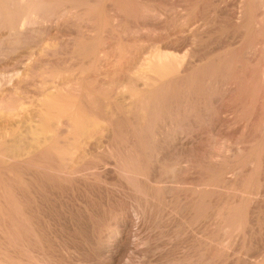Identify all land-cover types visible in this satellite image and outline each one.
Listing matches in <instances>:
<instances>
[{"label":"rangeland","instance_id":"374dc122","mask_svg":"<svg viewBox=\"0 0 264 264\" xmlns=\"http://www.w3.org/2000/svg\"><path fill=\"white\" fill-rule=\"evenodd\" d=\"M51 1L50 55L0 94L70 79L76 123L0 144V264H264V0Z\"/></svg>","mask_w":264,"mask_h":264},{"label":"bare ground","instance_id":"6f19581e","mask_svg":"<svg viewBox=\"0 0 264 264\" xmlns=\"http://www.w3.org/2000/svg\"><path fill=\"white\" fill-rule=\"evenodd\" d=\"M90 1V0H89ZM93 1V0H92ZM64 2V1H63ZM66 2V1H65ZM99 2V1H98ZM68 3V2H67ZM58 4V3H57ZM56 5V3H55ZM63 5V4H62ZM84 6V5H83ZM87 6V5H86ZM93 6V5H92ZM95 6V5H94ZM102 6V5H101ZM65 7V6H64ZM69 7V6H68ZM68 7H66V9H68ZM70 7H74V6H70ZM76 7V6H75ZM79 7V6H78ZM90 8V7H89ZM61 11L62 8H59ZM110 9V8H109ZM175 9V8H174ZM63 10V9H62ZM80 10V9H79ZM87 10V9H86ZM94 10V9H93ZM77 13V12H76ZM60 14V12H59ZM57 10L56 8L54 7L53 3L51 0H0V30H9V32H6L7 34L9 33V36L7 38V45L2 44L0 45V92H8L9 93L11 92V88H17L19 85H21L20 83H22L23 81H27L29 82V80L32 81L31 78H28V74L31 75L30 71H32L34 68H36V71H37V67L36 64H38L40 61L44 60L42 58H45L46 55H50V54H47L52 48H50V45H48V42L46 44V38L48 37L49 35V32H51L50 30H52L53 28H57L58 26V23L59 22H56L55 21V18L57 15ZM70 15V14H69ZM61 16V15H60ZM68 17V16H67ZM72 17V16H70ZM75 17V16H74ZM66 18V17H65ZM90 18V16H89ZM70 19H68L69 21ZM82 20V19H81ZM61 21V20H60ZM77 21V19H76ZM102 21V20H101ZM75 22V21H74ZM80 22V21H79ZM63 23V22H62ZM69 22H67V25H68ZM112 23V22H111ZM177 23V22H176ZM71 24V23H69ZM88 24V23H87ZM66 25V26H67ZM77 25V24H76ZM83 25V24H82ZM81 25V26H82ZM155 25V24H154ZM69 26V25H68ZM79 26V25H78ZM115 26V25H114ZM60 27V26H59ZM84 27V26H83ZM61 28V27H60ZM65 28H68V27H65ZM56 30V29H55ZM63 30V29H62ZM61 30V31H62ZM36 31L37 33L39 31H42L41 32V35L40 33L39 36L36 38ZM58 31V30H57ZM60 31V32H61ZM63 32V31H62ZM196 32V31H195ZM2 33V32H1ZM57 34V33H56ZM53 35L57 37V35ZM60 34V33H59ZM3 35V34H2ZM84 35V34H83ZM52 36V35H51ZM64 36V35H63ZM54 37V38H56ZM61 37V36H60ZM66 37V36H65ZM59 38V37H58ZM57 38V40H58ZM4 39V38H3ZM6 39V38H5ZM65 39V38H64ZM106 39V38H105ZM0 40L1 39V36H0ZM47 40H50V39H47ZM61 40V39H60ZM58 40V41H60ZM70 40V39H69ZM4 41V40H3ZM58 41H55L54 39V42L57 44ZM63 41V40H62ZM68 41V40H66ZM2 42V41H1ZM51 42V41H50ZM5 43V42H4ZM22 43H29V44H39V53H35L34 49H29V51H27V56L22 55L20 54V52L18 53V55H15L16 56H11L13 52H15ZM45 43V44H44ZM54 43V44H55ZM60 43V42H59ZM71 44V43H70ZM27 45V44H26ZM24 46V45H23ZM22 46V47H23ZM54 46H57V45H54ZM37 47V46H36ZM62 47V45H61ZM74 47V46H73ZM94 47V46H93ZM28 48V47H27ZM35 48V47H34ZM63 48V47H62ZM77 48V47H76ZM85 48V47H84ZM79 49V48H78ZM77 49V50H78ZM57 50V49H56ZM54 49V52L56 51ZM73 50V49H72ZM84 51V49H82ZM82 50L80 52H82ZM89 50V49H88ZM103 50V49H102ZM19 51V50H18ZM37 51V50H36ZM75 51V49H74ZM21 52L25 53L26 51H22ZM99 52H101L99 50ZM51 53V52H50ZM56 53V52H55ZM79 53V52H78ZM77 52L76 53H73V54H78ZM86 54V52H84ZM97 54V52H95ZM94 53V54H95ZM26 54V53H25ZM52 54V53H51ZM60 54V53H59ZM58 54V55H59ZM72 54V55H73ZM80 54V53H79ZM102 54V53H101ZM100 54V55H101ZM104 54V52H103ZM163 54V53H162ZM54 56V54H52ZM57 55V54H56ZM61 55V54H60ZM59 55V56H60ZM164 55V54H163ZM167 55V54H166ZM45 56V57H44ZM81 56V55H80ZM92 56V55H91ZM103 56V55H102ZM160 56V55H159ZM173 56V55H172ZM71 57V56H69ZM73 57V56H72ZM75 57V56H74ZM74 57L72 60H74ZM162 57V56H160ZM167 57V56H165ZM48 58V57H47ZM52 58V57H50ZM61 58L63 59V57H60V60ZM77 58H80L77 56ZM82 58V57H81ZM83 58H84V55H83ZM105 58V56L103 57ZM42 59V60H41ZM54 59V58H53ZM66 59V58H65ZM64 59V60H65ZM69 58H67L68 60ZM165 59V58H164ZM46 60V59H45ZM49 61L51 59H48ZM56 60V59H55ZM77 60V59H76ZM81 60V59H80ZM161 61H159L160 63L164 62L163 61V58L159 59ZM167 60V59H165ZM169 60V59H168ZM52 61V60H51ZM71 61V60H70ZM82 61V60H81ZM97 61V59H96ZM99 61V60H98ZM105 61V60H104ZM48 62V61H47ZM53 62L56 63V61H52L51 64H53ZM62 62V61H61ZM60 62V63H61ZM76 62V61H75ZM101 62V61H100ZM43 63V62H42ZM45 63V62H44ZM66 63V61H65ZM71 63V62H70ZM77 63V62H76ZM95 63V62H94ZM152 63V62H151ZM150 63V64H151ZM50 64V65H51ZM67 64V63H66ZM72 64V63H71ZM75 64V63H74ZM83 64V63H80V65ZM93 64V63H92ZM91 64V65H92ZM154 64V63H153ZM164 65L167 64V63H163ZM45 66L47 64H44ZM63 65V63H62ZM68 65H69V62H68ZM99 65V64H98ZM162 65V64H161ZM60 66V65H59ZM58 66V68H60ZM64 66V65H63ZM72 66V65H71ZM82 66V65H81ZM47 67V66H46ZM53 67V66H51ZM55 67V65H54ZM70 67V65H69ZM75 67V66H74ZM85 67V66H84ZM83 67V68H84ZM87 67V66H86ZM157 67V66H156ZM163 67V65H162ZM41 68H44V67H41ZM63 68V67H62ZM67 68V67H66ZM80 68V67H79ZM88 68V67H87ZM152 68V67H151ZM155 68V66L153 65V69ZM40 69V67H39ZM50 69V68H49ZM69 69V68H68ZM72 69V68H71ZM74 69V68H73ZM76 69V68H75ZM43 70V69H42ZM40 70V72L42 71ZM45 70V69H44ZM43 70V72H44ZM63 72L65 69H62ZM77 70V69H76ZM34 71V70H33ZM52 71L49 70V72ZM75 71V70H73ZM72 71V72H73ZM38 72V71H37ZM42 72V73H43ZM47 72V71H46ZM56 72L57 69H56ZM75 72H78V71H75ZM82 72V70H81ZM86 72V71H83V73ZM32 73V72H31ZM33 73H36V72H33ZM39 73V72H38ZM36 73V74H38ZM61 72H58L57 74H59ZM65 73V72H64ZM79 73V72H78ZM77 73V74H78ZM160 73V72H159ZM46 74V73H45ZM48 74V73H47ZM52 74V73H51ZM56 74V73H53V75ZM67 75L65 77L68 76V72L66 73ZM69 74H70V71H69ZM73 74V73H72ZM85 74V73H84ZM163 74V73H162ZM39 75V74H38ZM41 75V73H40ZM39 75V76H40ZM60 75V74H59ZM161 75V74H160ZM34 76V75H33ZM51 75H42L41 79H43L41 82H38L37 81H34L36 83V87H38V90L36 92H33L34 94L32 95H24V94H27V91L23 94L25 97H22V93L19 94V90L17 91V93L21 96L20 99H15L16 101H6L5 102V97L2 96V94H0V112H6L7 114H9V118L10 116L12 117V120H8L7 119V122L5 125L2 123V122H6V119L0 123H2L3 127L1 126L0 128V144H6V143H9V142H13V143H23L24 145H26L25 143L27 144H34L35 146L37 145H40L42 143H45V142H48L52 139L55 140V136H56V130H60V125H67L69 128H72L73 126H75V123L76 121L73 122L74 119L72 118H64L61 112V114H59V106H64V99H65V96H68L69 94H71L72 92V83L70 82V79L69 81H67V79H61L60 77H57V75H54V77L56 76L57 78H54L53 76ZM61 76H62V73H61ZM64 76V75H63ZM76 76V75H75ZM68 77H71V76H68ZM89 77V76H88ZM35 79L33 80H36V77H33ZM38 78V76H37ZM82 77H79V78H72V79H81ZM109 78V77H108ZM71 79V80H72ZM76 83V81H74ZM79 82V81H78ZM101 82V81H100ZM34 83V84H35ZM25 84V83H23ZM28 84V83H27ZM26 84V85H27ZM26 85H23L24 88L26 87ZM30 85V84H28ZM76 84H74L75 86ZM115 85V84H114ZM21 86V87H23ZM79 87V85H76ZM123 86V85H122ZM30 87V86H28ZM33 87V85H32ZM31 87V88H32ZM81 87V86H80ZM19 88V87H18ZM34 88V87H33ZM22 89V88H21ZM30 89V88H28ZM26 89V90H28ZM36 89V88H34ZM111 89V88H110ZM146 89V88H145ZM15 90V89H14ZM23 91V90H22ZM35 91V90H34ZM78 91V88L77 90ZM79 91H81V89H79ZM117 91V90H116ZM21 92V91H20ZM30 92V91H28ZM115 92V91H114ZM112 92V94L114 93ZM77 93V92H76ZM98 93V92H96ZM11 94V93H10ZM8 94V95H10ZM16 94V93H15ZM17 94V95H18ZM31 94V93H30ZM78 94V93H77ZM111 94V97L113 98ZM6 95V94H4ZM14 95V92L13 94ZM15 95V96H17ZM114 95V94H113ZM117 95L119 96V94L117 93ZM70 96V95H69ZM108 96V95H107ZM9 97V96H8ZM12 97V96H11ZM14 97V96H13ZM72 97V95H71ZM23 98V99H21ZM116 98V97H115ZM11 99V98H10ZM13 99V98H12ZM70 99V98H68ZM7 100V99H6ZM119 100V98H118ZM99 101V100H98ZM101 103H102V100H100ZM100 101L98 102L100 104ZM104 101V100H103ZM107 101V100H106ZM73 103V102H71ZM97 103V104H98ZM110 103H111V100H110ZM114 103V102H113ZM117 103V102H116ZM115 103V104H116ZM109 104V102H108ZM107 104V105H108ZM112 104V103H111ZM110 104V106H111ZM115 104H113L115 106ZM72 105V104H71ZM103 105V103H102ZM106 105V104H105ZM106 105V106H107ZM117 105V104H116ZM100 106V105H98ZM105 106V107H106ZM83 107V106H82ZM95 107V105H94ZM65 108V107H64ZM72 109L76 108V107H71ZM80 108V106H79ZM99 108V107H98ZM107 108V107H106ZM104 108V109H106ZM70 109V108H68ZM100 109V108H99ZM102 109V108H101ZM100 109V110H101ZM77 110V109H75ZM103 110V109H102ZM101 110V111H102ZM62 111V109H61ZM69 111V110H68ZM105 111V110H104ZM107 111V109H106ZM105 111V112H106ZM79 112V110L77 111V113ZM100 112V111H99ZM5 113V114H6ZM81 112H79L78 116L80 115ZM7 114L5 115L6 117ZM73 114V112H72ZM98 114V112H97ZM108 114V113H107ZM71 116V114H69ZM68 115V116H69ZM75 115V114H74ZM100 115V114H99ZM65 116V115H64ZM81 116V115H80ZM84 116H87V115H84ZM95 116V115H94ZM4 117V116H3ZM76 117V116H75ZM98 117V115H97ZM5 118V117H4ZM89 118V117H87ZM11 119V118H10ZM92 119V118H91ZM96 119V118H95ZM77 120V119H76ZM86 120V119H85ZM89 120V119H88ZM100 121V120H99ZM4 122V123H5ZM85 122V121H84ZM22 123H27V125L29 124L30 125V131H28L27 128H25L24 130L27 129V131L29 133H25L24 132H20V128H21V131H22V128L24 127H21V124ZM79 123V122H78ZM90 123H91V120H90ZM94 123V122H93ZM99 123V122H97ZM81 124V123H80ZM86 124V123H85ZM101 124V123H100ZM98 125V124H97ZM24 126V124H23ZM60 126V127H59ZM63 126V128H64ZM78 126V125H77ZM84 126V125H82ZM92 126V125H91ZM59 127V128H58ZM86 127V125L84 126V128ZM88 127V125H87ZM98 127V126H97ZM58 128V129H57ZM62 128V130H63ZM76 129V127H74ZM79 128V127H78ZM82 128V127H81ZM66 129V128H65ZM100 129V128H99ZM70 130V129H69ZM74 130V129H73ZM83 130H86L85 129H82ZM64 131V130H63ZM61 131V132H63ZM71 131V130H70ZM78 131V130H77ZM80 131V130H79ZM73 132V131H71ZM64 133V136H65V132ZM75 133V132H74ZM77 133V132H76ZM75 133V134H76ZM74 134V135H75ZM58 135V134H57ZM62 133H61V137L60 139L62 138ZM90 135V134H89ZM60 136V134H59ZM67 136V135H66ZM68 137V136H67ZM83 137V136H82ZM64 138V137H63ZM70 139V138H68ZM72 139V138H71ZM81 139V138H80ZM61 140H64V139H61ZM61 140H59L61 142ZM53 141V140H52ZM56 141V140H55ZM70 140H68L69 142ZM65 142V140H64ZM66 142V143H68ZM73 142V141H72ZM54 143V142H53ZM29 144V145H30ZM80 144V143H79ZM1 145V146H2ZM10 145V144H9ZM9 145L7 147H9ZM15 144L11 145V147H13ZM19 145V144H18ZM23 145V146H24ZM55 145V144H54ZM69 145H70V142H69ZM78 145V144H77ZM76 145V146H77ZM86 145V144H85ZM17 146V145H15ZM20 146V145H19ZM5 147V145H4ZM3 147V148H4ZM31 147V146H30ZM40 147V146H39ZM1 148V147H0ZM6 148V147H5ZM4 148V149H5ZM27 148V147H26ZM33 148V147H32ZM35 150L36 147H34ZM33 148V149H34ZM41 148V147H40ZM10 149V148H9ZM15 150V149H14ZM60 151V150H59ZM2 153V152H1ZM77 153V152H76ZM4 154V153H2ZM18 154V153H17ZM84 154V153H83ZM1 155V154H0ZM6 155V153H5ZM14 155V154H13ZM12 155V156H13ZM3 155H1L2 157ZM15 156V155H14ZM22 156V155H21ZM20 156V157H21ZM75 156V155H74ZM81 156V155H80ZM4 157V156H3ZM18 157V159L20 158ZM82 157V156H81ZM8 158V157H7ZM12 158V157H11ZM15 159L17 158V155L14 157ZM10 159V158H8ZM14 159V160H15ZM13 160V158L11 159ZM17 160V159H16ZM10 161V160H9ZM13 162V161H12ZM7 164V163H6ZM7 234V233H6ZM8 256V255H7ZM9 260V259H8ZM17 264V263H16Z\"/></svg>","mask_w":264,"mask_h":264}]
</instances>
